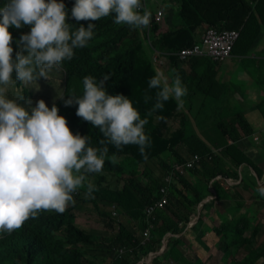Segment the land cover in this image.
I'll use <instances>...</instances> for the list:
<instances>
[{"label": "trees", "instance_id": "1", "mask_svg": "<svg viewBox=\"0 0 264 264\" xmlns=\"http://www.w3.org/2000/svg\"><path fill=\"white\" fill-rule=\"evenodd\" d=\"M58 2L64 3L66 22L73 29L94 24L93 38L86 47L74 50L71 61L54 67L51 76L56 75V78L48 77L38 98L22 82L10 87L8 93L11 91L14 97L22 95L30 99L31 105L19 100L29 113L39 100L49 109L55 105L73 135L91 137L92 147L103 148L105 145L99 142L105 138L99 128L76 115L77 104L65 106L64 101L72 92L83 94V77L90 75L99 82L108 75L109 79L104 82L106 93L127 97L141 118L147 117L144 130L151 144L146 148L147 159L141 156L136 145L117 150L107 144V156L115 155L117 163H111L106 157L103 171L89 175L88 179L98 189L92 197L86 198V189L81 188L72 194L75 203L70 202L64 213L41 212L11 234L0 233V264H264L263 222L255 223L245 213L250 203L245 202L239 191L243 183L252 189L250 197L264 204V197L256 191L264 184L260 182L264 179V170L239 144L243 137L253 135L246 117L237 112L226 118H207L206 122L211 125L209 131L218 132V135L206 142L198 136L206 137L201 106L187 109L189 106L178 107L175 99H169L162 110L149 115L158 90L148 88L150 78L157 74L155 62L162 57L177 70L187 64L192 68L195 64L201 65L204 57L181 62L175 54L200 43L209 29L219 33L238 31L232 54L249 55L264 26V0H174L173 3L179 5L181 23L169 26L166 31L161 27L168 21L167 10L163 22L158 23L153 17L155 10L151 0H141L144 6L140 11L146 8L151 13L149 26L141 29L117 25L112 15L98 21H76L71 16L75 0ZM7 3L8 0H0V8ZM30 27L9 28L13 37V59L21 50L18 48L21 35L28 34ZM182 69L179 75L187 87L186 97L190 93L193 98L200 86L193 79L186 83L188 77ZM58 94H63L64 98L59 99ZM146 97L151 99L146 102ZM252 139L248 138L255 149L264 154V139L259 145ZM207 143L221 151L195 169L194 165L185 166L183 173L176 169L196 155H209L211 147ZM241 167L246 169L244 175L243 171L239 172ZM169 175L172 178L167 180ZM109 176L116 180L108 181ZM227 178L239 179V182L235 186L228 185ZM167 183L169 191L162 190ZM162 200L165 202L157 205L148 218L153 225L150 240L141 244L147 228L146 208ZM219 207L226 210L222 214L220 211V221L207 225L204 217L209 210L212 214ZM200 208L201 215L197 216ZM91 214L96 216L99 226L83 228L80 216ZM189 232L195 233L202 245H205L206 234L213 232L218 237L215 245L216 251L222 252V263L212 261L214 253L209 255L207 262H200L198 258L193 261L182 247L183 238ZM172 235L176 237L170 238ZM165 237L170 238L168 248L157 254L162 243L165 244ZM121 250L122 255L119 254Z\"/></svg>", "mask_w": 264, "mask_h": 264}, {"label": "clouds", "instance_id": "2", "mask_svg": "<svg viewBox=\"0 0 264 264\" xmlns=\"http://www.w3.org/2000/svg\"><path fill=\"white\" fill-rule=\"evenodd\" d=\"M142 7L141 0H75L71 16L76 21H98L112 15L117 25L141 29L151 20L150 11L144 8L141 12ZM66 19L65 5L58 0H8L0 8V233L11 234L41 212L64 213L70 202L75 203L72 194L81 188L86 189V198L92 197L98 189L89 175L103 171L106 157L117 163L115 155L107 156V144L117 150L136 145L147 159L151 141L144 129L148 119L141 118L127 97L106 93L108 75L99 82L90 75L83 77V94L72 92L64 101L65 106L77 104L76 115L99 128L105 138L99 142L103 148L92 147L91 137L73 135L55 105L49 109L39 100L29 113L17 100L7 98L9 88L17 82H48L54 67L71 61L74 50L86 47L93 38L94 24L73 29ZM23 25L31 26L30 32L21 35V50L13 59L9 28ZM148 88L158 90L149 115L162 110L169 99L182 107L187 94L178 73L169 84L158 72L150 78ZM17 98L32 103L25 96ZM58 98L64 95L58 94ZM215 151L202 157L211 159L221 150ZM256 191L264 197V186Z\"/></svg>", "mask_w": 264, "mask_h": 264}, {"label": "crops", "instance_id": "3", "mask_svg": "<svg viewBox=\"0 0 264 264\" xmlns=\"http://www.w3.org/2000/svg\"><path fill=\"white\" fill-rule=\"evenodd\" d=\"M172 2H174V0H169V3L172 4ZM161 5L165 7V0H161ZM167 16L168 21L163 22V26H166L167 30L169 26L181 23V19L176 22L170 19L168 12ZM250 59L257 60L259 66L252 69L248 63ZM159 62L161 64L160 67L165 66L168 72H163L157 65H154L155 71L156 73H162L163 77L167 78L169 84L172 83L177 73L180 74V68H183L181 71L188 77L185 81L186 83H189L193 79L195 84H199L200 87L194 92L195 97L192 98L189 93V97L185 95L183 100L184 106H189L187 109H195V107L198 106L202 107V122L205 123L206 127V137H203V140H213L218 135V132L209 131L210 129L208 127L211 125H208L210 122H206L207 118L211 117V119H213L215 117L219 119L222 116L225 118L230 117L237 112L243 113L247 122L253 129V135L250 137H243L240 139L239 144L245 150V153L250 155L255 160V163H258L264 170V158L262 157L264 154L260 155L258 150L255 149L254 144L248 140V138L252 137L253 142L259 145L260 141L264 139V26L260 38L247 56L232 54L229 59L218 63L213 62L208 57H204L202 58L201 65L196 66L195 64V70L192 68L191 64L184 65L177 70L168 61L166 63V58L163 57L159 59ZM238 66H240L241 69L236 71ZM17 102L19 103V100ZM227 141L230 142L228 139ZM208 146L211 147L210 144H208ZM215 150L221 149L211 147V151ZM241 171H246V169L241 167L239 172ZM263 181L264 179L260 180V182ZM239 191L242 193L245 202L250 203L251 209L261 210L264 208V204H258L257 199L250 197L252 194V189L250 187L242 183ZM246 195L247 198H245ZM220 211L221 207L216 208L212 214L209 210L207 216L204 217L205 223L207 225H209L211 221L214 224L218 223L220 221ZM200 215L201 208L197 216ZM251 217L255 223L260 220V218L254 219L253 216ZM186 234L187 235L183 238L184 244L182 247H187L188 250H194L196 252V256L192 257L193 261L195 258H198L200 262H204L205 259L203 255L208 254L211 248L216 250L215 244L218 242V237L213 232L206 234L203 239L205 245H202V241L196 239L195 233L189 232ZM195 243L197 246H194ZM199 249H201V252ZM219 255H222L221 250H217L213 259L215 262L222 263V256L217 259Z\"/></svg>", "mask_w": 264, "mask_h": 264}, {"label": "built area", "instance_id": "4", "mask_svg": "<svg viewBox=\"0 0 264 264\" xmlns=\"http://www.w3.org/2000/svg\"><path fill=\"white\" fill-rule=\"evenodd\" d=\"M144 6V5H143ZM144 10V9H143ZM148 10V9H147ZM163 15H165V11L162 9H157L154 14V20L158 23L163 22ZM239 33L237 31H228L222 30L220 33L217 32L215 29H209L206 33L202 36L201 42L196 44L195 46H191L188 48H184L180 50L175 55L178 57L179 61L187 62L193 58H200V57H208L213 62H222L232 56V50L237 41ZM156 60V58H154ZM216 153V151H213ZM210 157V156H209ZM204 160V157L196 155L193 159L186 164L177 165L176 169H178L181 173L185 171V166L193 167L200 165L201 162ZM189 172V171H188ZM187 172V173H188ZM172 175L167 177V180H170ZM228 185H235L239 182L238 180L232 181L230 178L226 179ZM170 185L167 183V186H162V190L169 191ZM165 200H162L158 203H152L146 208V218H147V228L143 232V241L141 244H145L150 240V231L153 228L152 221L148 220L149 217L153 215V210L157 205H161ZM153 219V217H152ZM176 237V235H172L170 238ZM170 238H163V242L167 245V242ZM120 255L124 254L123 250L119 252Z\"/></svg>", "mask_w": 264, "mask_h": 264}, {"label": "rangeland", "instance_id": "5", "mask_svg": "<svg viewBox=\"0 0 264 264\" xmlns=\"http://www.w3.org/2000/svg\"><path fill=\"white\" fill-rule=\"evenodd\" d=\"M151 4H152V8L155 10V11H157V9H162L163 11H166V9H167V12L169 13V17H170V19H172L174 22H176V21H179L181 18H180V13H179V5L177 4V3H173L172 2V4L171 3H169V2H166V5H165V7H162V5H161V0H151ZM161 29L163 30V31H166L167 29H166V26H162L161 27ZM156 61V60H155ZM248 63L250 64V67L252 68V69H255V68H257L259 65L257 64L258 63V61L257 60H252V59H250V60H248ZM155 65H157L163 72H165V73H167L168 72V70H167V68H165V66H162V67H160L161 66V64H160V62H159V60H157L156 62H155ZM241 69V67L240 66H238V69L236 70V71H238V70H240ZM51 77H55L56 78V75H54V76H51ZM55 85V84H54ZM27 86L29 87V90L30 91H32V92H34L36 95H37V97H38V95L42 92V88H43V86H44V82H42V83H38V82H35V83H29V84H27ZM15 94L14 92H9L8 94H7V98L8 99H13V100H17L18 101V96L16 95L15 97H14V95L13 94ZM183 105H185V104H183ZM237 124V123H236ZM198 136L200 137V138H202L203 139V137H205V136H203V135H200V134H198ZM240 142V141H239ZM261 153H263V152H261ZM261 153H260V155H261ZM245 174V171H243V175ZM242 175V176H243ZM107 180L108 181H110V180H113V181H115L116 180V178L115 177H111V176H109L108 178H107ZM262 186H264V184L262 185ZM245 198H247V195L245 196ZM226 211L223 207L221 208V214L223 213V211ZM245 213L247 214V215H250V216H253L254 217V219H259L260 218V222H263L264 223V208L263 209H261V210H259V209H251V208H247L246 210H245ZM80 219H81V226L83 227V228H87V229H89L90 227H92V226H94V227H98L99 225H98V222H97V219H96V216L94 215V214H91L89 217H81L80 216ZM190 238H192V237H190ZM194 246H197L196 245V243L194 244ZM161 247L162 248H159L158 249V251L156 252L157 254H161V253H163V251H166L167 250V245H165V244H163L162 243V245H161ZM216 247V246H215ZM186 248V250H187V253L190 255V257H195L196 256V252L194 251V250H192V251H190V250H188L187 249V247H184V249ZM199 251L201 252V249H199ZM220 251V250H219ZM217 251L216 250H213L212 249V251H210L208 254H204L203 256H204V259H205V262H207L208 261V258L209 257H211V256H209V255H211L212 253H216ZM222 255H219V257L217 258V259H219L220 257H221ZM214 259L212 258V261H213ZM213 264H215V263H213Z\"/></svg>", "mask_w": 264, "mask_h": 264}]
</instances>
